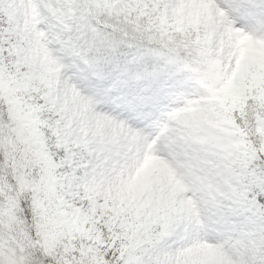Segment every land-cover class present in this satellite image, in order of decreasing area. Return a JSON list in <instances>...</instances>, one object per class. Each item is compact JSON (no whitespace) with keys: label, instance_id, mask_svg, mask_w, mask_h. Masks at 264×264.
I'll list each match as a JSON object with an SVG mask.
<instances>
[{"label":"snow or ice","instance_id":"snow-or-ice-1","mask_svg":"<svg viewBox=\"0 0 264 264\" xmlns=\"http://www.w3.org/2000/svg\"><path fill=\"white\" fill-rule=\"evenodd\" d=\"M0 264H264V0H0Z\"/></svg>","mask_w":264,"mask_h":264}]
</instances>
